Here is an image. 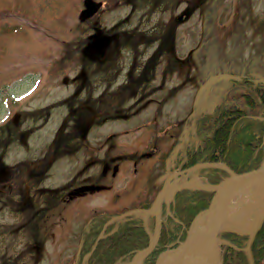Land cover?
Returning a JSON list of instances; mask_svg holds the SVG:
<instances>
[{
    "label": "rangeland",
    "instance_id": "rangeland-1",
    "mask_svg": "<svg viewBox=\"0 0 264 264\" xmlns=\"http://www.w3.org/2000/svg\"><path fill=\"white\" fill-rule=\"evenodd\" d=\"M95 1L112 8L86 26L79 21L83 0H0V124L14 119L11 128L0 130V264H72L78 234L94 214L123 212L152 199L156 189L149 188L164 181L168 173H159L171 166L188 140L194 117L212 109L231 85L235 78L228 76L264 79V0H179L173 9L146 0L148 14L141 10L131 18L130 5ZM184 11L168 50L170 59L164 56L156 68L152 85L157 89L133 93L126 98V112L93 123L94 109L80 111V105H99L105 92L124 82L135 60L128 47H120V32H159L161 23L170 24ZM82 37L87 40L85 55L110 65L87 86L81 57L55 70L64 43ZM99 39L104 45L94 46ZM155 48H141L143 59ZM165 66L167 76L162 75ZM68 97L70 104L51 106L49 114L42 110ZM84 113L91 115L89 120L82 118ZM60 129L59 138L67 136L66 150L59 157L46 155ZM38 169H43L37 175L42 181L31 190L27 184L15 187L18 175L22 179ZM74 178L78 187L65 200L43 217L34 215L31 197L39 199L44 190ZM260 189H248L237 208L250 206L235 215L232 225L237 229L248 231L261 214L262 208L252 207L264 204ZM40 205L37 211L44 208ZM29 225L38 231L31 233Z\"/></svg>",
    "mask_w": 264,
    "mask_h": 264
},
{
    "label": "trees",
    "instance_id": "trees-1",
    "mask_svg": "<svg viewBox=\"0 0 264 264\" xmlns=\"http://www.w3.org/2000/svg\"><path fill=\"white\" fill-rule=\"evenodd\" d=\"M131 1L136 2L135 0ZM143 1L146 3V0H141V2ZM126 2V0H119V5H125ZM111 8L106 5V9L109 10ZM91 24L92 20L85 22L86 26ZM174 27L175 23L173 22V26L168 25L161 28L159 32H155L156 30L147 33L137 29L122 30L123 32H120L119 36V45L123 48L128 47L135 56L134 62L129 66L126 81L119 84L114 91L105 92L99 105L82 103L80 105L81 109L79 108L80 111H83V107L86 108L87 106L94 109L96 115L92 121L93 123L114 119L115 112H126L129 109L125 108L124 105L127 97L140 90L154 92L157 87L151 84L155 77L156 67L172 46ZM88 29L90 30L91 28L88 27L84 32ZM111 31L109 30V34ZM86 42V38L82 37L71 44L64 43L62 56L59 60H56L57 69H60L62 64L72 61L73 58L78 59L81 57L80 65L82 69H86L84 71L88 77L87 82L85 81V86L92 85L90 79L94 77L92 79L95 81L96 74L100 69L110 66L106 61L98 62L99 60H90V58L85 56L83 48ZM154 44H156V48L149 57L143 62L140 61L143 54L141 48L146 49ZM92 65V70H89ZM106 70V72L109 71L108 68ZM168 72L169 69L165 67L163 76H167ZM116 74L114 73L115 77ZM71 100L72 97H68L67 99L56 101L42 110L47 111L51 106L59 107L65 103L70 104ZM42 110L39 111L42 112ZM46 114H49L48 111ZM34 116V118L38 119V114ZM90 116L85 115V113L82 114V118L85 120H89ZM257 116H264V79L242 77L234 80L212 109L201 111L200 114L194 117L190 136L174 158L175 166L170 170L173 171L177 167H190L197 163L217 161L224 163L234 171H247L258 167L264 159V118H256ZM7 126L11 128V121L0 125V130L5 131ZM61 132V129L57 132L56 137L48 147L46 155L55 153L59 157L60 153H64L66 150L64 142L67 136L64 135L63 140H61L59 138ZM83 139L84 137L82 136V148ZM43 162H45V159ZM43 169H38L34 174L28 172L27 175L21 176L22 179H19L18 175L19 181L18 184L15 183V187L21 188L27 184L31 190L34 183L41 180L37 178V175L43 174ZM197 172L206 175L211 183H215L220 175L223 174L222 170L211 167H203ZM75 178L56 189L44 190L43 195L39 198L44 201L42 205H40V202L38 204L37 200L39 199L31 197L33 204V209L31 208V210L34 211V215L37 216L38 212H40L42 214L40 217H43L49 210L56 208L59 203L65 200L70 192L77 187ZM211 197L212 193L204 190H179L170 202L171 214L177 222L170 218L164 220L158 243L145 257L144 264L154 263L157 256L169 245H175L178 240H183L190 223L198 213L206 210ZM148 203V201H144L138 206L148 207ZM39 205L44 206L41 211L36 209ZM18 209L19 207L17 206L15 209L17 217H21ZM27 210H29V207ZM116 214L101 213L93 215L89 219L78 234L75 258L72 264H116L118 261L128 263L138 251L148 246L149 236L143 225L140 213H135L124 219H115L106 229L104 236L97 242L103 224ZM88 225L92 226L87 230L86 227ZM27 228L30 232L32 231L30 225ZM111 230L113 231L110 232ZM37 231L38 229L32 232ZM34 238L39 240L36 234H34ZM221 238L235 246L222 245L220 255L222 264H251L248 252L241 250L246 247L248 240L246 235L224 232L221 234ZM96 242L97 245L91 252ZM86 255L87 258L84 260ZM252 256L254 264H264V223L252 245Z\"/></svg>",
    "mask_w": 264,
    "mask_h": 264
},
{
    "label": "water",
    "instance_id": "water-1",
    "mask_svg": "<svg viewBox=\"0 0 264 264\" xmlns=\"http://www.w3.org/2000/svg\"><path fill=\"white\" fill-rule=\"evenodd\" d=\"M101 4V2H96L94 0H84V8L80 12L79 19L81 21H84L87 18L93 16L98 11ZM181 17L182 16H179V19ZM104 43L105 42L103 39H99L95 40L93 42V45L96 47H101L104 45ZM206 165L221 168L225 171V174L221 176V178L216 184L204 186H185L189 188H198L210 191L213 193V197L211 199L209 207L205 211L206 218L204 224L197 226L188 232L185 240L181 242L179 246L173 251L169 264H183V261L186 259V257L190 256L191 252H199L201 256V261L204 264L205 258L210 250L215 251L217 262L218 264H221L220 244L218 242L219 234L223 231L237 232L226 226L234 213L232 198L228 194L227 188L229 186H242L243 189H250L264 184V164L260 165L258 168L245 172H234L230 168L225 167L223 164L220 163H208ZM194 169L195 167L184 170L182 172H178L176 173V175L189 172ZM170 177L167 179V181L162 186L161 190L156 195L149 210H147L148 212H153L152 214L157 222L156 237L146 249L147 252L155 246L160 234L161 221L159 214L156 211L159 207L160 200L167 189V184L170 180ZM263 222L264 211L258 218L256 224L254 225L251 231L237 232L239 234H247L249 237L245 250L249 254L251 264H254L251 247L256 237V234L261 228Z\"/></svg>",
    "mask_w": 264,
    "mask_h": 264
},
{
    "label": "bare ground",
    "instance_id": "bare-ground-1",
    "mask_svg": "<svg viewBox=\"0 0 264 264\" xmlns=\"http://www.w3.org/2000/svg\"><path fill=\"white\" fill-rule=\"evenodd\" d=\"M174 183L169 185V190L174 187ZM264 187L261 186L260 190H263ZM228 194L232 198L233 204L236 207L244 201L246 195L242 186H229L227 188ZM199 252H191L190 256L186 257L183 261V264H203L200 258ZM171 254H163L159 259V264H169ZM204 264H218L216 259V254L214 250H210L205 258Z\"/></svg>",
    "mask_w": 264,
    "mask_h": 264
},
{
    "label": "flooded vegetation",
    "instance_id": "flooded-vegetation-1",
    "mask_svg": "<svg viewBox=\"0 0 264 264\" xmlns=\"http://www.w3.org/2000/svg\"><path fill=\"white\" fill-rule=\"evenodd\" d=\"M127 2L130 4L131 6V10L129 12V18H131L132 16H134L136 13L140 12L141 10H143V13L144 14H148V12L146 11L145 8H143V6H141L140 4H143V3H133L131 2V0H127ZM158 2H161L160 4H164V6L166 8H169L171 7L172 9L177 6V4L179 3V0H159ZM177 17H175V19H172V21L170 22L169 24V21L166 20L164 21L163 23H161V27L163 26H173V22L174 23H177ZM159 27V25H158ZM161 30V28L159 27V31ZM175 31H176V26L174 27V31H173V37L175 38ZM174 38L172 39V45L174 44ZM173 47V46H172ZM171 47V48H172Z\"/></svg>",
    "mask_w": 264,
    "mask_h": 264
}]
</instances>
